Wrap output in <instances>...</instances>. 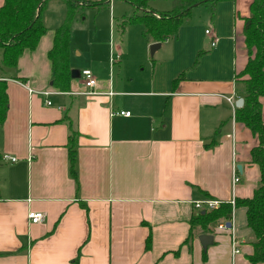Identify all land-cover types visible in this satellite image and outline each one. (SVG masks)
Listing matches in <instances>:
<instances>
[{"label":"crops","instance_id":"1","mask_svg":"<svg viewBox=\"0 0 264 264\" xmlns=\"http://www.w3.org/2000/svg\"><path fill=\"white\" fill-rule=\"evenodd\" d=\"M251 2L193 8L176 36L158 42L156 50L165 45L167 56L151 58L147 73L140 64L156 42L139 40L135 49L123 40L129 26L121 28L119 39L114 36L112 9L127 5L133 13L132 6L111 0L102 25L97 15L83 23L85 15L101 11L85 8L70 24L68 63L76 77L64 92L53 86L48 52L67 6L64 0L46 1V31L1 73L8 109L0 126V264H252L247 256L253 233L244 207L233 208L230 227L216 223L184 243L191 216L203 209L198 203L250 198L259 181L250 155L258 139L234 119L244 92L235 75L247 60L242 29ZM149 7L165 12L172 2L150 0ZM194 10L200 19L187 22ZM184 46L191 50L188 60L181 56ZM83 69L96 78L92 93L81 84ZM260 101L264 120V97ZM29 212L44 218L31 223ZM200 234L212 236L206 248Z\"/></svg>","mask_w":264,"mask_h":264},{"label":"trees","instance_id":"2","mask_svg":"<svg viewBox=\"0 0 264 264\" xmlns=\"http://www.w3.org/2000/svg\"><path fill=\"white\" fill-rule=\"evenodd\" d=\"M47 0H4L0 7V126L8 109L6 80L1 76L4 68L16 65L25 49H34L40 36L46 31L42 21V10ZM67 6L62 24L55 30L54 41L48 52L52 65V83L60 91H68L71 70L68 63L70 52V24L73 18L85 8L109 7L111 0H64ZM132 6L133 15L122 19L120 26L138 23L143 35L154 42H163L176 36L185 18L193 8L209 4L215 7L221 1L231 0H171L169 11L150 10V0H121ZM243 42L247 60L235 79L244 86L243 103L235 108L234 119L244 124L257 137L258 143L250 150L251 161L259 167L260 177L250 198H236L230 202H219L214 208L203 207L189 220L188 243L197 230L209 233L211 226L224 221L230 222L234 207H244L247 226L253 233V252L247 256L250 263L264 262V120L260 99L264 97V0H252L249 15L243 18ZM183 78L178 75L173 83ZM75 133L69 136L70 173L75 177ZM211 142L208 145H212ZM1 160V156H0ZM82 206H84L82 204ZM151 245V236L145 240V249ZM76 263V260H74Z\"/></svg>","mask_w":264,"mask_h":264},{"label":"rangeland","instance_id":"3","mask_svg":"<svg viewBox=\"0 0 264 264\" xmlns=\"http://www.w3.org/2000/svg\"><path fill=\"white\" fill-rule=\"evenodd\" d=\"M112 11H114V17H115V22H114V26H115L114 27V36L117 39H119L118 36H119V34H121V30H122L121 29V26H120V23H121L122 19L127 18L129 16H132L133 13H131V10H130L129 6H127V5H116L114 7V9H112ZM103 12H106L107 13L108 10L106 8L105 9H101V11H99V13H97V14L94 13V12H92V16L91 17H87V15H85V19H84L83 23L90 24L93 21L95 15H97L96 16V20L97 21L100 20V25H102L103 24V20H104V22H106L105 21V18L104 17L102 18V16H104L103 15L104 14ZM193 12L194 13H193L192 17L188 18L189 21L187 20V22H190V21L195 20V19L196 20L197 19L198 20L200 19V17L197 15L198 14L197 13L198 11L195 12V10H194ZM127 26H129L128 28H130V29H128V31H127L128 33H126L123 36V38H124L123 40L126 41V42L129 41L130 43H133L134 42V48L135 49H138V46L137 45H138V41L139 40L142 41L141 42L142 44H145V42L147 41V38L143 36V33H141V32H143V28H142L141 24H138V23L126 24L125 27H124V29ZM203 28H202V30L199 29L198 30V33H195V34L197 36L203 35L204 34L203 33ZM129 30H130V33H129ZM131 30H134V31H131ZM184 37L186 38L187 44L189 45L190 42H191V39H190L189 35L187 33H184ZM150 45H151V43L148 45V56H146L147 58L145 59V62L142 63V64H140V66H142V68L145 67V72L144 73H147V71H148L147 68H149V66H151V58L152 59H156L157 56L159 54H161V52H162V54H164V56H167L166 55L167 54L166 51H163V50H165L164 49L165 48V45H164L163 48H160V49L156 50L155 52H153V54L150 53ZM190 51L191 50H190L189 46H187V47L184 46L183 47L182 54H181V56H183V59L184 58H187V60H188V57L190 56ZM204 62H207L208 63L207 68L210 69L211 66H209L210 65V62L208 61V59H206ZM140 66H138V64H135L134 65V71L136 73H139V71L137 69H139Z\"/></svg>","mask_w":264,"mask_h":264},{"label":"built area","instance_id":"4","mask_svg":"<svg viewBox=\"0 0 264 264\" xmlns=\"http://www.w3.org/2000/svg\"><path fill=\"white\" fill-rule=\"evenodd\" d=\"M209 31L206 30V33H208ZM215 45V41H211V46ZM80 78H81V84L82 86L88 90L89 93H92V89L94 88V86L96 85V78L94 77L93 73L89 70V69H83L80 72ZM44 94H49V92H44ZM229 100H231L230 98H228ZM46 104L50 105V101L46 100ZM119 115H124V116H128L130 112L128 111H124V110H120L118 112H116ZM7 158L6 156H3L2 159ZM12 161L15 160V158H11ZM239 181V177L237 174H234L233 176V183H236ZM219 204V201L217 200H213V199H207L203 202H200L197 204L198 207H201L203 205V207L206 208H214ZM44 215L41 212H29L28 214V219L31 223H39L43 220ZM218 228L219 229H225V223L222 222L221 224H218ZM231 250H232V254H237L239 252V248H238V244L235 240H232L231 243Z\"/></svg>","mask_w":264,"mask_h":264},{"label":"water","instance_id":"5","mask_svg":"<svg viewBox=\"0 0 264 264\" xmlns=\"http://www.w3.org/2000/svg\"><path fill=\"white\" fill-rule=\"evenodd\" d=\"M159 43H153L150 45V53L152 54L158 47H159ZM71 77L75 78L76 77V71L75 70H71ZM243 103V99L242 98H238L235 102V106L236 107H240ZM237 168L240 170V166H237ZM225 226L228 228L230 227V222H227L225 224ZM198 239L202 245L203 248H206V246L208 244H210L212 242V236L209 234H200L198 235Z\"/></svg>","mask_w":264,"mask_h":264}]
</instances>
